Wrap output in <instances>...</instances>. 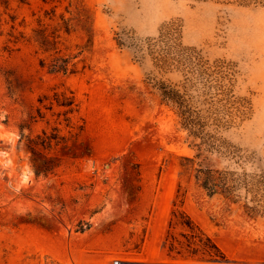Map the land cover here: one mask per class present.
<instances>
[{
  "label": "rangeland",
  "instance_id": "1",
  "mask_svg": "<svg viewBox=\"0 0 264 264\" xmlns=\"http://www.w3.org/2000/svg\"><path fill=\"white\" fill-rule=\"evenodd\" d=\"M113 260L264 264V0H0V264Z\"/></svg>",
  "mask_w": 264,
  "mask_h": 264
},
{
  "label": "trees",
  "instance_id": "2",
  "mask_svg": "<svg viewBox=\"0 0 264 264\" xmlns=\"http://www.w3.org/2000/svg\"><path fill=\"white\" fill-rule=\"evenodd\" d=\"M44 54L50 53L48 50H43ZM51 55V54H50ZM72 58L65 57V56H59L57 52L53 54V56L49 59L48 63L46 64L48 73L51 74H62L65 75L67 73L71 74L74 73L73 69L75 66V63H72ZM41 66L43 67L45 65L44 61H41ZM64 107H70L71 102H66L64 104H60ZM186 226L190 229H193V225L191 221H188V224Z\"/></svg>",
  "mask_w": 264,
  "mask_h": 264
},
{
  "label": "built area",
  "instance_id": "3",
  "mask_svg": "<svg viewBox=\"0 0 264 264\" xmlns=\"http://www.w3.org/2000/svg\"><path fill=\"white\" fill-rule=\"evenodd\" d=\"M111 264H120V262L118 260H113Z\"/></svg>",
  "mask_w": 264,
  "mask_h": 264
},
{
  "label": "bare ground",
  "instance_id": "4",
  "mask_svg": "<svg viewBox=\"0 0 264 264\" xmlns=\"http://www.w3.org/2000/svg\"><path fill=\"white\" fill-rule=\"evenodd\" d=\"M232 252V251H231ZM230 253V252H229ZM230 255V254H229ZM233 255V254H232ZM152 257H153V255H152Z\"/></svg>",
  "mask_w": 264,
  "mask_h": 264
}]
</instances>
